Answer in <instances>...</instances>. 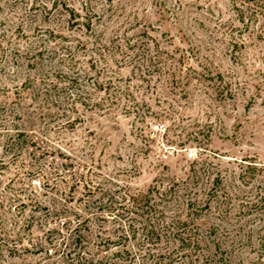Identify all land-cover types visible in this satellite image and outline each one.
Returning a JSON list of instances; mask_svg holds the SVG:
<instances>
[{"label": "rangeland", "instance_id": "374dc122", "mask_svg": "<svg viewBox=\"0 0 264 264\" xmlns=\"http://www.w3.org/2000/svg\"><path fill=\"white\" fill-rule=\"evenodd\" d=\"M254 9L0 0V264H155L122 195L196 175L191 195L150 198L173 209L212 197L198 220L218 228L230 264H264V17Z\"/></svg>", "mask_w": 264, "mask_h": 264}, {"label": "trees", "instance_id": "16d2710c", "mask_svg": "<svg viewBox=\"0 0 264 264\" xmlns=\"http://www.w3.org/2000/svg\"><path fill=\"white\" fill-rule=\"evenodd\" d=\"M248 1L252 2L255 5L254 10L259 11L264 17V0ZM88 26H90V22H88ZM102 86L103 83L97 87L101 88ZM49 181L47 180L46 183L52 187L53 185ZM199 182L200 177L196 175L191 177L189 182L187 179L182 182H171L167 187L162 186V190L160 189L161 185L159 187L154 185L147 192L138 191L137 193L122 195V200H128L131 204V207H127L128 213L130 215L137 214L141 217L139 243L142 249L145 248L143 256L146 260L151 258L152 261H155V264H230L231 257L226 256L221 250V240L216 238L218 228L214 224H206L198 220L205 210L211 209L212 197L198 203L197 199L188 196L186 205H184V200H181L179 208L173 209L169 205L161 207L160 202L150 198L156 191L160 194L159 198L161 200L171 202L173 199L181 198L185 194L191 195L190 190L192 187L190 189V186ZM183 184L184 194H181ZM253 206H249V209ZM183 210H186V212L184 213ZM168 212L173 214L168 215ZM129 227L134 231L136 230L133 223H130ZM203 228L206 229L207 233L203 232ZM212 235H214V238L211 240L210 236ZM125 238L128 239L129 235H126ZM212 243L216 245V250L206 252L205 250H209ZM126 251L131 255V252ZM87 263L104 264L103 260L99 263L94 261Z\"/></svg>", "mask_w": 264, "mask_h": 264}]
</instances>
